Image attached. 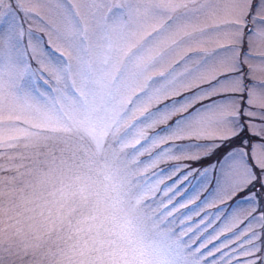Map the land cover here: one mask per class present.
Segmentation results:
<instances>
[{"label": "snow or ice", "instance_id": "snow-or-ice-1", "mask_svg": "<svg viewBox=\"0 0 264 264\" xmlns=\"http://www.w3.org/2000/svg\"><path fill=\"white\" fill-rule=\"evenodd\" d=\"M0 264H264V0H0Z\"/></svg>", "mask_w": 264, "mask_h": 264}]
</instances>
